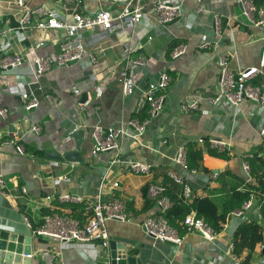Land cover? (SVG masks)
<instances>
[{"label":"crops","instance_id":"1","mask_svg":"<svg viewBox=\"0 0 264 264\" xmlns=\"http://www.w3.org/2000/svg\"><path fill=\"white\" fill-rule=\"evenodd\" d=\"M14 1L0 0L1 34L18 27L14 14L20 10L13 6ZM183 1L184 16L174 24L159 26L147 22L135 28L134 38L128 46L137 47L138 51L131 59L143 57L146 64L136 70L137 88L132 96L123 94L117 79L118 72L126 65V56L119 40L121 37L116 34L96 45L86 44L87 51L95 54L97 66L84 58L67 68L53 66L37 77L34 57L29 52L43 41L45 45L37 54L54 57L63 40V32L7 33L5 45H0V56L9 58L21 52L24 64L7 71L0 70V110L8 111L6 119L0 118V178L4 182L0 195V230L30 235L31 230L41 227L45 209L56 210V215L73 218L85 227L93 216L91 208L98 202L100 186H104L101 201L119 198L135 214L130 223H107L110 241L134 249L146 264H264L261 243L252 253L245 251L240 257L232 248L234 234L244 223H258L264 233V200L258 205L255 196L250 199L251 209L241 217L233 215L236 211L230 214L224 230L212 241L198 232H188L181 223L178 229L168 225L182 238V245L163 243L147 236L142 225L146 217L159 213L157 200L148 192L150 185L159 186L155 183L154 170L166 168L169 177L171 174L189 182L193 197L181 198L192 202L220 190L222 184L218 183L217 174H223L242 188L251 189L255 179L251 177L250 161L264 162V140L259 135L264 106L247 101L237 110L225 111L210 103L219 92V58L226 57L229 69L234 72L259 67L264 28L250 27L243 17L242 7L235 0H205L201 14L197 12V0ZM108 5L106 8H111ZM42 6L57 10L63 16L66 12L63 0L28 2L32 10ZM84 6L88 11L98 8L90 1ZM4 18L6 23H2ZM38 20L34 16L32 25ZM216 22L221 30L222 24H226L221 37L216 34ZM83 36L87 41L91 40L89 32ZM148 36L153 37L151 42H148ZM205 38L220 41L218 50H201L199 44ZM181 46L185 53L174 59L173 52ZM163 73L170 75L172 84L161 93L166 95L163 112L151 116L149 106L140 108V101ZM76 89L79 94L75 93ZM25 93L38 98L40 106L25 110L26 102L22 98ZM192 101L199 102L198 110L184 113L181 105ZM36 125L42 127L39 135L31 132ZM135 125L144 128L142 134H138ZM96 127L102 129L104 136L110 130L120 132L116 149L93 155ZM78 130L85 132L81 151L83 163H68L63 158L76 151L73 133ZM15 136L25 149L24 155L17 153L14 145L3 146ZM213 139L226 142L228 147L214 146ZM190 144L225 152L227 159L206 153L203 165L210 173L193 174L175 161L181 148H185L187 154ZM47 152L60 155L61 159L50 160ZM116 159L119 163L112 165ZM128 160L152 166L151 173L138 175L131 172L122 163ZM244 164H249V174L244 170ZM254 168L255 172L260 169L257 164ZM115 183L119 184L116 188L113 187ZM146 189L150 201H156L150 211L145 210L148 206L144 196ZM67 196L81 197L83 201H61ZM191 213L197 215L195 210ZM107 251L99 243L92 242L35 243L32 264H106Z\"/></svg>","mask_w":264,"mask_h":264},{"label":"built area","instance_id":"2","mask_svg":"<svg viewBox=\"0 0 264 264\" xmlns=\"http://www.w3.org/2000/svg\"><path fill=\"white\" fill-rule=\"evenodd\" d=\"M30 0H15L13 6L20 10L14 14L18 21V27L10 29L8 32L0 34V45H5L7 33L17 34V32H27L28 30L34 31H62L63 40L59 45L58 52L54 57H41L37 54L39 48L43 47L45 43L41 41L36 48H33L29 55L34 57L35 76L39 77L53 66L60 68H67L74 61H81L88 58L92 66H97L98 61L93 53H89L86 48L88 45H96L107 39L111 34H116L122 43L126 56L125 67L117 74L118 82L122 88V92L126 96H132L136 91V70L138 67L146 64V59L140 57L136 60L131 59V55L138 51V48H132L129 42L134 38L135 28L137 26H144L147 22L159 25L169 26L179 21L184 16V1L183 0H63L65 8V15L63 16L57 10L49 9L46 7H39L31 9L28 7ZM86 1L97 4L98 8L94 11L85 9L84 3ZM204 1L197 0L199 5L197 12L201 14L204 11ZM237 4L242 7L243 17L246 19L247 24L254 28H264V6L261 8L256 7L253 0H235ZM109 4V5H108ZM111 8H106L107 6ZM112 7H116L112 9ZM36 16L39 20L36 24L32 25V18ZM216 34L221 37L222 30L216 22ZM89 32L91 40L87 41L83 33ZM133 35V37H132ZM136 38V37H135ZM148 42L153 40L152 36L147 37ZM220 41H212L205 38L199 44L201 50H218ZM185 53L183 46L177 48L172 57L177 59ZM24 64V55L17 52L13 57L2 58L0 56V70L7 71L9 68H18ZM219 66L221 69L219 92L210 100L213 106L219 107L222 110L228 111L232 108L237 110L243 103L250 101L257 105L264 106V42L262 47V57L259 67L249 68L234 72L229 69L228 59L226 57L219 58ZM94 80V75H92ZM259 79L260 82L255 85L253 82ZM172 84V78L167 73H163L158 82L151 84L145 92V97L140 101V108L148 105L149 114L157 116L163 112L165 104V93ZM79 94V90H75ZM23 100L26 102L24 105L25 110L31 111L40 106V101L32 93H25L22 95ZM49 98V97H48ZM199 108L198 101L183 103L181 109L184 113L196 111ZM8 111L6 109L0 110V118L6 119ZM138 134L143 133V127L135 125ZM42 131L40 125L33 126L31 132L39 135ZM120 132L110 130L106 136L100 127H96L93 133L95 140V147L93 155L97 156L100 153L114 150L117 148V138ZM259 135L264 140V121L259 127ZM14 140L3 143V146L14 145L17 153L24 155L25 149L19 145L20 139L13 137ZM166 143V141H164ZM211 143L224 149L228 144L220 140H211ZM176 163L182 164L186 170V149L181 148L176 159ZM119 163V160H113L112 165ZM124 167L131 172L138 175H148L152 171V166L144 163L128 160L122 162ZM244 170L249 174V164H244ZM190 171V170H189ZM193 174L197 171H190ZM170 177L180 186L183 187V198L189 199L192 196V186L183 178L176 176ZM119 184L115 183L114 188ZM98 196V202L93 205V216L85 227L69 218L61 217L58 215L49 216L45 218V223L39 229L33 231V236L36 238L42 235H54L64 243L79 242V243H99L102 249H109L110 235L107 230V223L116 221L120 223H130L134 220L135 214L128 210L127 205L119 198L111 197L103 201L102 189ZM4 189V182L0 178V195ZM26 193V190H23ZM149 196L157 200L159 213L156 215L148 216L144 219L142 225L147 236L160 241L171 242L176 245H182L183 240L178 233L173 230L164 218L165 212L171 208V202L165 198L166 188L163 186L150 185ZM61 201L72 203H81V197L67 196L61 198ZM252 207V201L244 204L241 210L236 211L233 215L237 217L244 216L247 211ZM29 227L30 224L28 223ZM184 226L188 232H198L207 240H214L216 233L195 213H191L184 221ZM261 249L264 251V243L260 244ZM232 248H234L232 246ZM32 258V255L29 256Z\"/></svg>","mask_w":264,"mask_h":264},{"label":"trees","instance_id":"3","mask_svg":"<svg viewBox=\"0 0 264 264\" xmlns=\"http://www.w3.org/2000/svg\"><path fill=\"white\" fill-rule=\"evenodd\" d=\"M256 7L261 8L264 6V0H253ZM225 23L222 24V30L225 28ZM259 79L253 83L257 85ZM148 117V116H147ZM145 117L144 119H146ZM218 151V150H217ZM214 150H206L205 148L197 145L190 144L187 146L186 164L190 171H197L202 173H210L204 167V155L207 153L214 158L227 159L225 152H217ZM256 159L250 161L251 177L255 179V184L251 189L240 187L239 184L227 180L223 174H217L215 177L219 184H222L220 190L211 191L210 196L199 198L191 202L181 198L183 194V187L176 184L174 180L169 177V171L166 168H158L154 170L155 183L159 186L166 188V197L172 203V207L165 214L168 224L178 229L181 223H184L187 216L195 210L197 217L202 219L216 234L222 232L226 226L227 219L234 211L241 210L243 205L247 203L252 196L256 197L258 205H261L264 200V162ZM257 164L259 171L255 172L254 165ZM229 182V184H228ZM227 190V192H225ZM145 199L148 206L145 210L150 211L153 209L156 201H150L145 190ZM220 196V197H219ZM193 197V194H192ZM191 202V203H190ZM72 207V206H71ZM263 210V208H262ZM56 210L45 209L42 212V217L56 215ZM73 219V218H71ZM45 220L39 226H43ZM264 242V233L258 223L247 222L244 223L234 234V254L240 257L245 251L252 253L256 246Z\"/></svg>","mask_w":264,"mask_h":264},{"label":"water","instance_id":"4","mask_svg":"<svg viewBox=\"0 0 264 264\" xmlns=\"http://www.w3.org/2000/svg\"><path fill=\"white\" fill-rule=\"evenodd\" d=\"M2 23H6V18ZM2 32L0 24V34ZM262 57V53H261ZM77 61L72 62L75 64ZM86 98V97H85ZM85 132L78 130L73 133L76 142V151L69 152L64 155V160L68 163H83L82 159V144L84 143ZM47 158L50 160H60L61 156L47 152ZM250 219H253L252 217ZM33 231L30 235L13 233L6 230H0V264H32V258H29L33 253V245H47L48 243L59 244L62 241L54 235H42L34 239ZM106 264H146L144 258L135 253V250L128 248L125 244H119L115 241H110L107 251Z\"/></svg>","mask_w":264,"mask_h":264}]
</instances>
